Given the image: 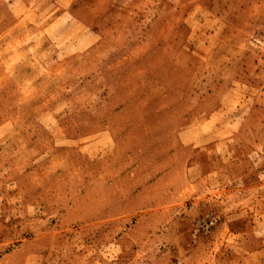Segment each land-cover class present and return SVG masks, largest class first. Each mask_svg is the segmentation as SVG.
I'll list each match as a JSON object with an SVG mask.
<instances>
[{
	"label": "rangeland",
	"instance_id": "1",
	"mask_svg": "<svg viewBox=\"0 0 264 264\" xmlns=\"http://www.w3.org/2000/svg\"><path fill=\"white\" fill-rule=\"evenodd\" d=\"M0 264H264V0H0Z\"/></svg>",
	"mask_w": 264,
	"mask_h": 264
}]
</instances>
